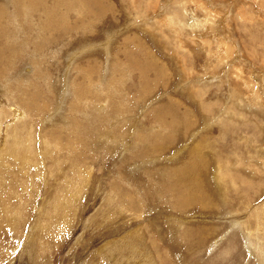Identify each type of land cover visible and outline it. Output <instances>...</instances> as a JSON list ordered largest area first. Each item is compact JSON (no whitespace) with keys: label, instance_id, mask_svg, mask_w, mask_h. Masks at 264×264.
Returning a JSON list of instances; mask_svg holds the SVG:
<instances>
[{"label":"rangeland","instance_id":"rangeland-1","mask_svg":"<svg viewBox=\"0 0 264 264\" xmlns=\"http://www.w3.org/2000/svg\"><path fill=\"white\" fill-rule=\"evenodd\" d=\"M36 1L0 0V264H264V0Z\"/></svg>","mask_w":264,"mask_h":264},{"label":"bare ground","instance_id":"bare-ground-1","mask_svg":"<svg viewBox=\"0 0 264 264\" xmlns=\"http://www.w3.org/2000/svg\"><path fill=\"white\" fill-rule=\"evenodd\" d=\"M61 2H65V0H60ZM67 1V0H66ZM73 1V0H72ZM14 2V4L15 3H18V2H16V1H13ZM40 5H41V0H37L36 2H35V4L34 5H29L28 6V8H27V6L24 8V9H22L23 11H24V14L25 15H27L28 13H29V8H31V9H33V8H36V9H38L39 7H40ZM68 6H70V5H68ZM1 8H3L2 6H0ZM78 8V7H77ZM8 9V8H7ZM8 11V10H7ZM2 13L3 14H5V12L2 10V9H0V16L2 15ZM1 20V19H0ZM5 20V19H4ZM3 20V21H4ZM0 23H1V21H0ZM4 23V22H3ZM2 24V23H1ZM2 27H0V29H1ZM73 57V56H72ZM13 68V67H12ZM0 71H2V70H0ZM253 104V103H252ZM258 107V106H257Z\"/></svg>","mask_w":264,"mask_h":264}]
</instances>
